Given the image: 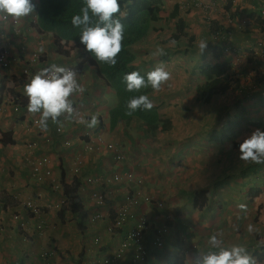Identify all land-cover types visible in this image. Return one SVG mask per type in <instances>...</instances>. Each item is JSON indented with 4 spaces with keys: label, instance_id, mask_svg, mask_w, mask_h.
Listing matches in <instances>:
<instances>
[{
    "label": "crops",
    "instance_id": "0c3cea01",
    "mask_svg": "<svg viewBox=\"0 0 264 264\" xmlns=\"http://www.w3.org/2000/svg\"><path fill=\"white\" fill-rule=\"evenodd\" d=\"M163 1L158 28L129 47L139 70L152 71L163 65L171 73V79L159 92L152 90L147 96L173 126L151 138L135 119L110 128L112 89L100 79L96 67L78 63L83 51L79 43L61 39L56 43L50 32L39 33L33 27L37 0H33V15L18 20L17 25L0 21V46L5 43L9 59L8 67L0 66V264H41L42 250L52 251L56 264H99L119 249L130 223L139 216L157 228L168 211H173L174 219L164 233L165 247L153 253L156 247L151 234L143 240L153 253L146 264L168 260L191 264L197 257L233 245L246 247L257 264H264V246L257 247L264 242V199L259 197V192L264 191V164L255 169L251 162L238 158V145L248 136V127L264 129V48L260 46L264 43V22L259 17L264 0ZM226 5L232 11L231 21L226 18ZM174 6L177 12L171 17ZM180 20L185 28L174 41L170 36ZM219 26L223 39L215 33ZM200 41L207 42L201 54ZM227 44L232 49L224 51ZM158 47L164 49V55H154ZM218 50L221 53L216 56ZM36 55L38 60L33 61ZM221 58L230 63L225 74L228 88L213 93L208 103H202L195 90L203 82L198 69ZM53 64L78 73V83L85 91L71 97L74 108L87 120L96 115L100 121L97 126L78 124L76 116L65 114L58 118L59 124L49 120L48 131L44 132L37 126L39 115L27 112L24 84ZM191 91L194 96H187ZM14 99L26 104H16ZM58 125L62 126V134L55 131ZM228 129L234 131V139ZM94 136L119 145L124 153L121 166H112L106 153L83 149L85 141ZM64 140L70 144L64 145ZM31 142L36 146L30 147ZM149 142L151 146L145 151L143 147L148 148ZM139 148L143 151L137 153ZM42 155L49 158L51 176L37 182L31 177L32 162ZM76 157L81 161L78 173L74 167ZM112 171L122 175L132 171L142 184L126 181L86 185L82 180L86 175H108ZM74 176L81 179L78 192L87 211V219L82 222L71 211L60 210L62 191ZM137 191L142 195L139 204L131 207L132 221L110 231L109 221L125 207L127 197ZM99 192L107 196V201L97 210L102 218L92 221L91 214L96 212L93 195ZM143 195H149L151 201L143 202ZM257 198L260 205L253 203ZM27 200L43 211L42 231L35 229L36 219L23 208ZM240 204L246 205V210H241ZM13 212L24 217L23 234L11 218ZM249 224L255 226L254 233L247 231ZM212 235L222 241L220 248L209 243ZM94 237L99 238L96 243ZM192 243H197V248ZM177 250L182 252L180 262ZM133 252L130 245L123 253L122 264H130Z\"/></svg>",
    "mask_w": 264,
    "mask_h": 264
},
{
    "label": "clouds",
    "instance_id": "9594fccd",
    "mask_svg": "<svg viewBox=\"0 0 264 264\" xmlns=\"http://www.w3.org/2000/svg\"><path fill=\"white\" fill-rule=\"evenodd\" d=\"M35 8L36 5L33 3V0H0V21H18L27 18L33 15ZM226 10L232 13L231 9L227 5ZM126 16L127 12L122 10L120 0H83V6L80 9V14L74 15L71 18V23L74 27L81 29L79 42L84 46V50L90 53L97 62L114 67L117 63L116 58L123 48L122 42L124 40L125 25L121 21ZM215 33L216 36L221 35L222 29L220 26ZM219 38L223 39V36H220ZM172 43L175 42L173 41ZM225 46L223 47L224 51ZM206 47L207 42H199L198 48L200 50V54L203 53ZM0 53H4V55L6 53L5 50L2 49V46H0ZM164 54V49L162 47H158L154 53V55ZM5 58L9 62L6 55ZM77 75L78 73L74 69L53 64L50 67L41 69L31 78L30 82L24 84L23 95L27 98V112L33 115H39L37 126L41 131H48L49 120L53 123L59 124L60 121L58 118L65 116V114H67L68 117L76 116V122L78 124L85 125L89 128H93L99 124L100 121L96 115H92L91 119L87 120L83 116H79L76 113L71 97L74 94H82L85 91V89L78 83ZM170 79L171 73L165 70L163 65H159L154 70L148 72L146 74V79L138 71H131L123 77V81L126 84V90L129 92L139 91L142 88L148 87H150L154 92H159ZM15 100L16 99H14L13 102L18 104ZM152 108L153 103L150 98L147 95H139L138 97L131 98L127 102L125 114L131 116L137 110H151ZM142 127L144 126L142 125ZM148 137L151 138V136ZM113 143L120 149L116 142ZM120 151L122 152L124 158L123 151L121 149ZM101 153H106L110 156L111 161L113 160L111 153ZM238 158L245 162L264 164V131L255 129L239 143ZM122 162L123 161L120 163H114L112 161V166H114V164L121 166ZM84 177L82 179L83 181ZM262 177L264 178V173H262ZM123 182H126V180H123ZM134 182H137V184L140 185L142 184V179L135 178ZM141 195L142 192H140V196ZM259 195L260 197L263 196L261 191L259 192ZM238 207L241 210H246V205L244 204H240ZM165 215L163 223L157 228H153L152 224L149 222L151 231L144 233L142 236L141 245H143L146 251H149V254L146 256L147 258L143 264L147 263L149 258L153 256V253L157 252V250H162L165 247L164 244L166 241L164 233L171 228L172 223L170 221L174 219L173 213L172 218L168 220L165 219ZM138 218H141V216ZM163 225L166 226V230L162 231L164 241L163 246L156 247L153 243L156 248H153L155 251L151 253V249L148 248L147 245L143 244V240L145 237H150V234L152 236L151 239L153 240L154 233H157L158 229ZM247 231L249 233H254L256 228L254 225L249 224L247 226ZM24 238H26V235ZM209 243L214 248H220L222 241L217 238V235H212L209 237ZM197 246V244L192 245L193 248H197ZM261 246H264V242H259L257 244V247ZM181 253L182 252L180 250L176 251L175 255L178 262H180L182 257ZM130 262L131 261H129V263ZM160 264L176 263L168 260ZM191 264H257V260L246 247L233 245L230 249L220 248L218 252H210L202 258L197 257L194 263Z\"/></svg>",
    "mask_w": 264,
    "mask_h": 264
},
{
    "label": "trees",
    "instance_id": "16d2710c",
    "mask_svg": "<svg viewBox=\"0 0 264 264\" xmlns=\"http://www.w3.org/2000/svg\"><path fill=\"white\" fill-rule=\"evenodd\" d=\"M120 3L122 10L127 12V16L121 21L125 25L124 40L122 42L123 48L116 58L117 63L114 67L97 62L90 53L84 50V46L79 42L81 29L72 25L71 18L76 14H80L83 0H37L36 20L32 24L39 33L50 32L56 43L61 39L79 43L82 46L83 51L79 55L78 63L81 64L86 62L96 67L100 79L113 91L112 103L108 110V119L111 129L120 122L129 124L135 119L142 123L147 136L155 137L159 131L170 130L172 128L171 119L160 115L158 106L154 104L151 110H137L131 116L126 115L127 102L131 98L138 97L139 95H148L152 89L148 87L142 88L139 91L129 92L126 90L123 77L131 71H138L146 79V74L150 72L141 71L134 65L136 57L129 47L140 41L152 30L158 28L156 24L161 20L160 13L163 9L164 1L120 0ZM176 12L177 9L174 6L170 16L174 17ZM250 16L253 17L254 14ZM184 28L185 25L182 21H177L175 31L170 36L172 40H177L178 36L183 33ZM213 31H215V28ZM220 53L221 51L218 50L216 56H219ZM229 67L230 63L222 58L213 64H206L199 67V74L203 82L197 85L196 92L200 102L208 103L213 93L223 92L228 88L225 74L229 70ZM15 102L22 106L26 104L23 100L16 99ZM227 131L228 135L233 138L234 131H229V129ZM262 165L263 164H257V166ZM255 169L253 171H255ZM80 185L81 179L74 176L70 184L64 187L62 195L65 197V201L62 203L60 210L61 212L65 209L71 211L77 215V217L81 219L80 222H82L87 219V211L83 206L78 192ZM79 226L82 227V223H79Z\"/></svg>",
    "mask_w": 264,
    "mask_h": 264
},
{
    "label": "built area",
    "instance_id": "2783aa9c",
    "mask_svg": "<svg viewBox=\"0 0 264 264\" xmlns=\"http://www.w3.org/2000/svg\"><path fill=\"white\" fill-rule=\"evenodd\" d=\"M228 17L226 16L227 20H232V13L230 11L227 12ZM259 17L262 21H264V5L260 8L259 11ZM1 22H6V21H1ZM14 24H18V21H12ZM262 48H264V43L260 44ZM232 48L230 45L225 46V51H229ZM38 56L36 55L33 59V61H37ZM8 60L5 58L4 53H0V65L1 67H6L8 66ZM56 133L62 134V126L58 125L55 128ZM64 145H69L70 141L69 140H64L63 141ZM30 147L36 146L35 142H31ZM83 149L87 152H109L111 153L112 161L114 163H120L123 161V154L118 148L116 144L113 142H106L102 139L100 136H94L89 138L88 140L85 141ZM49 162V158L42 155L38 157L34 162H32V169H31V177L34 178L35 181L37 182H43L45 179H49L51 176V169L47 166ZM75 172H79V168L81 167V161L78 159V157L75 158ZM123 180H126L128 182L134 181L135 177L131 171H128L122 175L121 173L118 172H112L108 175H96V174H91L86 177H84V182L87 185H109L112 183H121ZM139 182V180H138ZM54 187L57 186V183H53ZM262 195L264 196V192H262ZM106 195L103 194V192H99L95 195H93V201L95 203L96 207V212L91 214V220L92 221H97L102 218L101 211H97L98 208L103 207L106 205ZM139 197H140V192L137 191L132 197H127V203L125 207H123L121 210H119L116 213V216L112 218L109 221V226L108 229L111 231L114 230V228H122L126 224L130 223L131 216H133V211L131 210V207L137 206L139 204ZM65 201V197L63 198V202ZM144 202H150L151 199L148 195H144L143 197ZM2 204H0V212L3 209ZM23 208L28 211V213L36 219L34 222L35 224V229L37 231H42L43 227L45 226V223L43 221L42 216V209L40 208L39 205L36 203L27 200L23 202ZM11 218L12 220L17 222V229L18 231L23 234L26 230V225L24 221V217L20 215L18 212H13L11 213ZM172 218V212L168 211L165 215V219H171ZM135 219H133L134 221ZM132 221V220H131ZM166 230V226L163 225L158 229L157 233H154L153 235V243L156 247H162L163 246V235L162 231ZM151 231L150 228V223L147 221V219L141 217L135 220V222L130 223V228L129 230L125 233L124 238L119 242V249L116 250V252H113L111 255H108L104 257L99 264H122V257L123 253L125 252L126 249L130 247V245H134V251L132 254L131 262L130 264H143L146 260V256L149 254V251H146V249L141 245V239L144 233H147ZM25 237V235H22ZM2 237V228L0 226V239ZM99 240L98 237H94L93 243H96ZM53 256L54 253L50 250H42L40 252V259H41V264H56L53 262Z\"/></svg>",
    "mask_w": 264,
    "mask_h": 264
},
{
    "label": "rangeland",
    "instance_id": "374dc122",
    "mask_svg": "<svg viewBox=\"0 0 264 264\" xmlns=\"http://www.w3.org/2000/svg\"><path fill=\"white\" fill-rule=\"evenodd\" d=\"M4 47H5V43H3L2 44V49H4ZM186 66H188L189 67V65H186ZM182 68H185V66L184 67H182ZM199 70L200 69H198V72H199ZM195 90H196V88H195ZM187 96H190V97H193L194 96V91H191V92H189L188 94H187ZM174 104V102H172L171 103V105H173ZM159 108V107H158ZM162 116H164V115H162ZM165 117V116H164ZM206 125H208V124H211L210 122H206L205 123ZM173 126V125H172ZM256 129V127L254 126V125H250V127H248V131H247V135H250L251 134V132L252 131H254ZM257 129H260L261 131H264V129L262 130L260 127H257ZM139 131V130H138ZM232 139H234V137L232 138ZM149 146H151V143L149 142L148 143V148H144L143 147V149L146 151V150H149ZM143 149L141 150L140 148L138 149V151H137V153H139V152H141V151H143ZM251 166L252 167H256L257 166V164H255V163H251ZM172 179V178H171ZM260 197V196H259ZM260 199H264V196H262ZM258 200V198L257 199H255L254 201H253V203H256L257 205H260L259 204V202L260 201H257ZM264 203V202H263ZM172 213H173V211H172ZM173 223V222H172ZM196 245L197 243H192V245Z\"/></svg>",
    "mask_w": 264,
    "mask_h": 264
}]
</instances>
